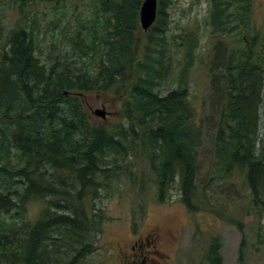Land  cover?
Instances as JSON below:
<instances>
[{
  "label": "trees",
  "instance_id": "obj_1",
  "mask_svg": "<svg viewBox=\"0 0 264 264\" xmlns=\"http://www.w3.org/2000/svg\"><path fill=\"white\" fill-rule=\"evenodd\" d=\"M143 1L89 0L80 17L71 16L73 24L61 25L60 17L46 22L51 31L59 30L60 45L51 40L42 48L40 21L46 13L37 7L51 6L54 12L66 5L0 0V264H81L97 252L103 224L110 221L108 199L100 192H117L122 169L128 172L124 180L136 184V166L127 161L134 143L144 151L158 202L168 200L169 187L177 182L188 212L208 206L207 188L197 185L204 119L189 102L185 76L197 37L191 32L165 41L163 9L170 0H157L154 34L142 57L133 56ZM209 2L206 23L215 41L208 83L218 115L211 179L237 174L253 205L261 206L264 29L252 24V0ZM168 44L179 48L185 66L166 92L160 83L174 70ZM216 69L221 73L214 74ZM89 92L126 93L125 123L94 124L77 97ZM142 186L140 181L136 187ZM30 203H38L33 219L27 214ZM217 249L212 242L209 264H221Z\"/></svg>",
  "mask_w": 264,
  "mask_h": 264
},
{
  "label": "rangeland",
  "instance_id": "obj_2",
  "mask_svg": "<svg viewBox=\"0 0 264 264\" xmlns=\"http://www.w3.org/2000/svg\"><path fill=\"white\" fill-rule=\"evenodd\" d=\"M88 1L61 0V4L66 5L63 11L57 9L52 12L51 6L37 7L39 11L46 13L40 21L39 41L42 48L51 40L54 45H60L59 30L56 28L51 31L46 22L60 17L61 25L65 23L71 25L74 23L71 16L80 17L79 10H83ZM72 3L73 6L74 3L78 6L72 9ZM209 5V0H170L167 5L165 4V10L163 9L167 24L165 41H170L173 36L181 37L184 33L192 32L197 37V44L194 57L186 66L179 48L170 47L169 44L166 46L165 51L169 52V55L172 52L170 67L174 70L165 75L160 83L166 92L169 91L177 85L184 66L185 69L188 67L185 76L189 102L196 110L198 118L204 119L198 148L197 185L199 188L204 186L207 188L208 206L202 211L188 212L180 201L177 182L169 187L166 194L168 200L158 202L155 189L148 180L150 175L143 159L144 151L134 143L129 148L127 161L136 166L137 173L134 175L136 184L133 186L124 180L128 172L122 169L118 180L120 184L116 187L117 192L106 193L101 190L102 199H108L104 201V205L110 221L103 224L99 250L89 255L81 264H209L206 258L212 242L218 243L221 264H264V204L253 205L245 180L237 174L217 175L215 179H211L218 115L213 106L215 91L210 89L208 83V64L211 47L215 41L206 23ZM251 10L252 24L258 30L264 29V0H252ZM59 13H65V16L62 18ZM152 34L154 30L151 27L143 30L139 25L133 56L142 57L145 44H148V37ZM48 50H42L43 54ZM166 70L167 68L165 72ZM218 73L221 72L216 69L214 74ZM134 78L135 75L129 78L130 83ZM129 88L127 85L126 90ZM218 91L221 92L220 89ZM125 95L126 93L119 97L109 93L89 92L77 97L82 99L83 107L94 124L110 126L125 123L122 112ZM96 111L103 112L104 119L97 116ZM137 133L139 138L143 137L142 131L138 132L137 129ZM140 181L143 183L141 189L136 187ZM37 205L38 203H30L27 206V214L31 219L37 214ZM155 229L159 231L160 254L151 256L138 254L133 257V253L145 249L141 241ZM135 240L137 241L133 251L131 248ZM242 240L244 243L240 259L239 247Z\"/></svg>",
  "mask_w": 264,
  "mask_h": 264
},
{
  "label": "water",
  "instance_id": "obj_3",
  "mask_svg": "<svg viewBox=\"0 0 264 264\" xmlns=\"http://www.w3.org/2000/svg\"><path fill=\"white\" fill-rule=\"evenodd\" d=\"M157 12V0H144L139 11V24L143 30H147L155 21ZM95 114L104 119L105 115L101 111Z\"/></svg>",
  "mask_w": 264,
  "mask_h": 264
},
{
  "label": "flooded vegetation",
  "instance_id": "obj_4",
  "mask_svg": "<svg viewBox=\"0 0 264 264\" xmlns=\"http://www.w3.org/2000/svg\"><path fill=\"white\" fill-rule=\"evenodd\" d=\"M145 237V236H144ZM159 231L158 230H152L147 234V237L141 241L142 242V246H144V250L135 252L132 254V256H136L138 254L144 256L145 254H147V256H151V255H159L160 252L158 251V241H159ZM136 241H133L132 244V250L134 251V244L136 245ZM146 258V257H145ZM133 263V262H132ZM131 264V263H130Z\"/></svg>",
  "mask_w": 264,
  "mask_h": 264
},
{
  "label": "bare ground",
  "instance_id": "obj_5",
  "mask_svg": "<svg viewBox=\"0 0 264 264\" xmlns=\"http://www.w3.org/2000/svg\"><path fill=\"white\" fill-rule=\"evenodd\" d=\"M32 62V61H31Z\"/></svg>",
  "mask_w": 264,
  "mask_h": 264
}]
</instances>
